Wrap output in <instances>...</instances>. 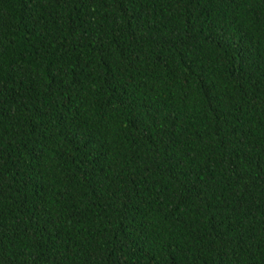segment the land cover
<instances>
[{
    "label": "trees",
    "instance_id": "obj_1",
    "mask_svg": "<svg viewBox=\"0 0 264 264\" xmlns=\"http://www.w3.org/2000/svg\"><path fill=\"white\" fill-rule=\"evenodd\" d=\"M0 264H264V0H0Z\"/></svg>",
    "mask_w": 264,
    "mask_h": 264
}]
</instances>
